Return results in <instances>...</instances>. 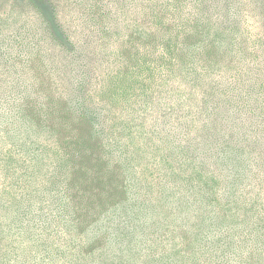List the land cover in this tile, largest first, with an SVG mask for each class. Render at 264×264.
<instances>
[{
  "label": "trees",
  "instance_id": "trees-1",
  "mask_svg": "<svg viewBox=\"0 0 264 264\" xmlns=\"http://www.w3.org/2000/svg\"><path fill=\"white\" fill-rule=\"evenodd\" d=\"M0 7V264H264V0Z\"/></svg>",
  "mask_w": 264,
  "mask_h": 264
},
{
  "label": "rangeland",
  "instance_id": "rangeland-1",
  "mask_svg": "<svg viewBox=\"0 0 264 264\" xmlns=\"http://www.w3.org/2000/svg\"><path fill=\"white\" fill-rule=\"evenodd\" d=\"M0 9H3V7H0ZM0 17H2L1 11H0ZM0 24H3V23L0 22ZM2 27H5L4 24L1 26L0 33L3 32ZM0 71H2L1 68H0ZM1 135H4V132H2ZM7 149H8L7 144H5L3 141H0V168H2L6 164L3 157H5V151ZM6 181H7V178L3 176L2 174H0V190L2 189V186Z\"/></svg>",
  "mask_w": 264,
  "mask_h": 264
}]
</instances>
